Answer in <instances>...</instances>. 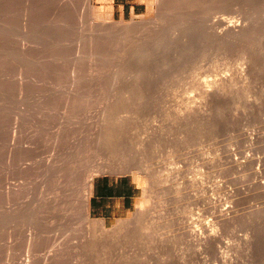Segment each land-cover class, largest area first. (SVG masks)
Here are the masks:
<instances>
[{"label":"rangeland","instance_id":"374dc122","mask_svg":"<svg viewBox=\"0 0 264 264\" xmlns=\"http://www.w3.org/2000/svg\"><path fill=\"white\" fill-rule=\"evenodd\" d=\"M142 1L0 0V264H262L264 0ZM91 170L136 187L127 214L81 218Z\"/></svg>","mask_w":264,"mask_h":264},{"label":"crops","instance_id":"0c3cea01","mask_svg":"<svg viewBox=\"0 0 264 264\" xmlns=\"http://www.w3.org/2000/svg\"><path fill=\"white\" fill-rule=\"evenodd\" d=\"M96 6L103 7L112 19L124 20L139 15L144 7L142 0H92ZM93 189V190H92ZM135 189L127 179L97 177L92 180L89 197V212L104 220L128 213L135 203Z\"/></svg>","mask_w":264,"mask_h":264},{"label":"bare ground","instance_id":"6f19581e","mask_svg":"<svg viewBox=\"0 0 264 264\" xmlns=\"http://www.w3.org/2000/svg\"><path fill=\"white\" fill-rule=\"evenodd\" d=\"M178 1V0H177ZM181 1V0H180ZM187 1V0H186ZM203 5V4H202ZM182 9V8H181ZM159 15H160V13H159ZM219 21H220V23H221V28L219 29V31H217V32H215V33H213L214 34V36H213V39L214 40H216V41H218V42H220V43H222V44H225V46H226V43L228 44V43H230V42H232V41H237V40H241V39H243L247 34H248V31H249V29L245 26V25H242V24H240V23H234V22H232V23H230V22H225L224 20H222V19H219ZM159 22V21H158ZM159 26V25H158ZM101 27V26H100ZM146 28V27H145ZM156 28V27H155ZM122 29V28H121ZM153 31V30H152ZM116 32V31H115ZM190 32V31H189ZM145 36V35H144ZM186 37V36H185ZM139 38H141V37H139ZM158 38V37H157ZM146 40V39H145ZM186 40V39H185ZM234 42V43H235ZM247 47V46H246ZM227 48H228V46H227ZM248 50V49H247ZM156 52V51H155ZM157 52H158V50H157ZM148 54V53H147ZM146 54V55H147ZM145 55V54H144ZM143 55V56H144ZM149 55V54H148ZM151 55V54H150ZM149 55V56H150ZM157 55H158V53H157ZM243 56V55H242ZM138 57V56H137ZM146 58H148V57H146ZM153 58V57H152ZM156 58V57H155ZM243 58V57H242ZM154 59V58H153ZM174 59V58H173ZM244 59H245V57H244ZM146 60V59H145ZM151 61H153L152 59H150ZM247 62V61H246ZM140 63V62H139ZM171 63V62H170ZM252 67V66H251ZM140 68H142V67H140ZM138 69V68H137ZM142 70H144V69H142ZM142 70H140V69H138V73L137 74H142ZM250 70H251V68H250ZM241 72V71H240ZM247 72H249V71H247ZM244 73V72H243ZM243 73H240V76L238 77V79H239V81H240V79L241 78H243V76H242V74ZM133 74V73H132ZM145 74V73H144ZM247 73L245 72V75H246ZM251 75V74H250ZM139 76V75H138ZM145 76V75H144ZM148 76V75H147ZM248 78V77H247ZM247 78H243L244 79V81H247ZM140 79H142L141 77H140ZM145 79V78H144ZM246 79V80H245ZM138 80V79H137ZM139 81V80H138ZM141 81V80H140ZM147 81V80H146ZM243 81V80H242ZM241 81V82H242ZM243 81V82H244ZM230 82H231V79H228L227 77H222V78H220V79H218V81H214V82H212V83H210V84H208V85H206V83H209V82H206L205 83V81H203L202 83H204V84H200L201 82H199V84H197L198 85V87H197V89H199V91H201L200 93H201V97L200 98H202L201 100H203V101H205V103H206V101H213V99L216 97V95L217 94H221L220 92H223L228 86H230L229 84H230ZM138 83V82H137ZM144 83V82H143ZM246 84L248 85V83L246 82ZM245 84V85H246ZM136 85V84H135ZM149 86V85H148ZM133 87V86H132ZM138 87V86H137ZM246 87H248V86H246ZM135 88V87H134ZM141 88V87H140ZM131 89V88H130ZM139 89V88H138ZM145 90H147V88L145 89ZM144 90V91H145ZM138 91V90H137ZM136 92V91H135ZM142 92H143V89H142ZM130 93V92H129ZM144 93V92H143ZM142 93V94H143ZM138 94V93H137ZM141 94V93H140ZM145 95V94H144ZM221 96V95H220ZM139 97V96H138ZM142 97V96H141ZM142 100V99H141ZM144 101V100H143ZM216 101H217V98H216ZM142 102V101H141ZM140 102V103H141ZM143 103V102H142ZM142 105V104H141ZM190 106V105H189ZM189 109V108H188ZM188 121V120H187ZM122 122H123V120H122ZM102 126V125H101ZM121 129V128H120ZM107 132V131H106ZM96 141V140H95ZM98 144V143H97ZM128 149V148H127ZM127 149H125V150H127ZM144 149V148H143ZM129 150V149H128ZM144 151H147V150H144ZM142 152V151H141ZM127 154V153H126ZM139 154V153H138ZM111 155V154H110ZM139 155H141V154H139ZM145 156V155H144ZM140 157V156H139ZM142 160V159H141ZM140 164V163H139ZM132 166V165H131ZM102 167V166H101ZM130 167V166H129ZM136 167H138V166H136ZM140 167V166H139ZM133 168V167H132ZM135 168V167H134ZM144 168V167H143ZM99 169V168H98ZM138 169V168H137ZM97 170V169H96ZM135 170H136V168H135ZM84 171V170H83ZM88 171V170H87ZM101 171V170H100ZM141 171V170H140ZM140 171H139V173H140ZM95 172V171H94ZM94 172H92V170H91V172L90 173H87L86 174V176H85V178H84V180H83V185H82V201H81V208H82V210H83V217H81L82 219H84L85 221H89L90 220V218H89V197H90V194H92L91 193V187H92V180H93V176H94ZM99 172V171H98ZM138 172V171H137ZM143 172V171H142ZM133 173V172H132ZM84 174V173H83ZM81 175V174H80ZM264 183V182H263ZM263 183H261V184H263ZM263 186H264V184H263ZM152 188V187H151ZM93 190V189H92ZM154 191V190H153ZM147 193V192H146ZM143 194V193H142ZM145 194V193H144ZM147 195V194H146ZM155 195V194H154ZM143 196V195H142ZM156 196H157V194H156ZM143 200V199H142ZM143 202H145V201H143ZM140 203H141V201H140ZM143 204V203H142ZM141 204V205H142ZM139 205V204H138ZM140 206V205H139ZM138 207V206H137ZM136 207V208H137ZM139 210V209H138ZM225 210V209H224ZM140 211H141V208H140ZM223 211V210H222ZM136 212V211H135ZM138 213V212H137ZM228 213V212H227ZM220 214V213H219ZM226 214V213H225ZM224 214V215H225ZM134 215H136V214H134ZM138 215V214H137ZM135 217V216H134ZM216 217V216H215ZM218 217V216H217ZM131 218V217H130ZM140 217L138 216V219H139ZM220 218H221V216H220ZM224 218H227V217H224ZM230 218V217H229ZM127 219V218H126ZM137 219V218H136ZM125 220V219H124ZM139 220H141V219H139ZM92 221H94V220H92ZM91 221V222H92ZM121 221V220H120ZM119 221V222H120ZM126 221V220H125ZM129 220H127L126 221V223L124 222V223H119L117 226H118V228H116L117 226H113V227H111V228H113V229H105V227H104V224L102 223V222H98V224H99V228L96 230V228L94 227V228H91L92 230H89L90 231V234H91V238H96L97 236L100 238V237H104V236H109L111 233L113 234V232L115 231V230H117V231H122L123 232V230H126L127 232L128 231H130V230H133V228L134 229H136V226L135 225H132L133 227H131V224H133V223H137L138 221L137 220H135V222H134V220H133V222L131 221V223L130 222H128ZM219 221V220H218ZM83 222V221H82ZM91 222H89V223H91ZM222 222H223V220H222ZM93 223H96V222H93ZM140 223H142V222H140ZM86 224H87V222H86ZM128 224H130V225H128ZM88 225V224H87ZM95 226V225H94ZM135 226V227H134ZM142 226V225H141ZM141 226H138V227H141ZM87 227V226H86ZM90 227H92L91 225H90ZM149 228V227H148ZM85 229H88V228H85ZM141 229H143V227L141 228ZM145 229V228H144ZM153 229V228H152ZM151 229V230H152ZM98 230L99 231H101V233H99V235H96V233L98 234ZM137 230V229H136ZM93 231V232H92ZM125 231V232H126ZM140 231V230H139ZM145 231V230H144ZM149 231V230H148ZM142 232V231H141ZM264 232V231H263ZM117 233H119V232H117ZM132 233V232H131ZM136 233V232H135ZM134 233V234H135ZM151 233V232H150ZM144 234H145V232H144ZM149 234V233H148ZM191 234V233H190ZM193 234H196V233H193ZM115 235V234H114ZM185 235V234H184ZM112 236V235H111ZM115 236H117V235H115ZM119 236V235H118ZM121 236V235H120ZM145 236V235H144ZM194 236V235H193ZM208 236V237H207ZM200 240L202 241L201 243V245L203 246V247H207L208 245H209V242H211V238L209 237V235H206L205 237H204V235L203 236H201L200 235ZM137 238V237H136ZM140 238H141V236H140ZM140 238H138V240L140 239ZM210 238V239H209ZM117 239V238H116ZM141 240V239H140ZM129 241V240H128ZM262 244H263V246H262V248L264 249V233H262ZM263 249H261V251L263 250ZM262 254H264V251H263V253ZM264 258V257H263ZM128 262V261H127ZM262 264H264V259H263V262H262Z\"/></svg>","mask_w":264,"mask_h":264}]
</instances>
